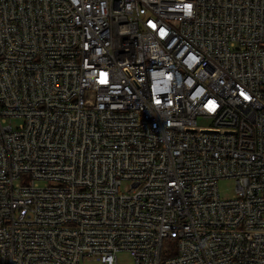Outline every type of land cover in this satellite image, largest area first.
<instances>
[{"label": "built area", "instance_id": "obj_1", "mask_svg": "<svg viewBox=\"0 0 264 264\" xmlns=\"http://www.w3.org/2000/svg\"><path fill=\"white\" fill-rule=\"evenodd\" d=\"M0 264H264V0H0Z\"/></svg>", "mask_w": 264, "mask_h": 264}, {"label": "rangeland", "instance_id": "obj_2", "mask_svg": "<svg viewBox=\"0 0 264 264\" xmlns=\"http://www.w3.org/2000/svg\"><path fill=\"white\" fill-rule=\"evenodd\" d=\"M200 123L203 122L200 121ZM218 184H219L220 194L223 198H230L233 196L235 192V181L233 179L230 178L220 179ZM127 256L128 255H125V257L122 259L123 260L122 263H126L128 261L129 258Z\"/></svg>", "mask_w": 264, "mask_h": 264}, {"label": "snow or ice", "instance_id": "obj_3", "mask_svg": "<svg viewBox=\"0 0 264 264\" xmlns=\"http://www.w3.org/2000/svg\"><path fill=\"white\" fill-rule=\"evenodd\" d=\"M191 6H189V8H190ZM246 99H247V97H245Z\"/></svg>", "mask_w": 264, "mask_h": 264}]
</instances>
